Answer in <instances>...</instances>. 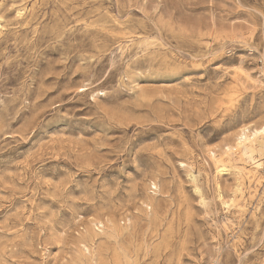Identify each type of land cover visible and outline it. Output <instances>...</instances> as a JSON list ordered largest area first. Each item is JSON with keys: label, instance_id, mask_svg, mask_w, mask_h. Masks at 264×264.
Wrapping results in <instances>:
<instances>
[{"label": "rangeland", "instance_id": "rangeland-1", "mask_svg": "<svg viewBox=\"0 0 264 264\" xmlns=\"http://www.w3.org/2000/svg\"><path fill=\"white\" fill-rule=\"evenodd\" d=\"M0 264H264V0H0Z\"/></svg>", "mask_w": 264, "mask_h": 264}]
</instances>
